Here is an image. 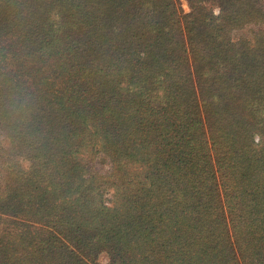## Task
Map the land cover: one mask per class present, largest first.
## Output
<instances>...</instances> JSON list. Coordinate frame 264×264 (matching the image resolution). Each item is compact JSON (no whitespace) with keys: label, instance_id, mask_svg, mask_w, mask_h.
Wrapping results in <instances>:
<instances>
[{"label":"trees","instance_id":"obj_1","mask_svg":"<svg viewBox=\"0 0 264 264\" xmlns=\"http://www.w3.org/2000/svg\"><path fill=\"white\" fill-rule=\"evenodd\" d=\"M188 1L0 0V264H264V0Z\"/></svg>","mask_w":264,"mask_h":264},{"label":"rangeland","instance_id":"obj_2","mask_svg":"<svg viewBox=\"0 0 264 264\" xmlns=\"http://www.w3.org/2000/svg\"><path fill=\"white\" fill-rule=\"evenodd\" d=\"M177 8L183 13L188 14L192 12L193 8L188 0H175ZM211 7V6H209ZM211 9H214L216 13H218L217 5L213 6ZM252 31L250 29H246L243 31H237L233 32L232 39L237 41L242 35L250 36L251 34L248 32ZM95 162L97 165L95 166V169L102 175H107L109 172H111V165L107 160H104L102 156H97ZM108 198H111V195H106ZM111 204V203H110ZM9 226H13L11 224L7 223L6 218L0 219V239L6 238L5 235L2 236V233L10 231L8 229ZM109 263V255L106 251L100 252V254L96 257L94 260V264H108Z\"/></svg>","mask_w":264,"mask_h":264}]
</instances>
